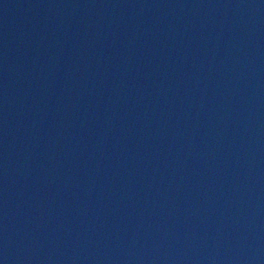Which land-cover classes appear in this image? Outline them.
Wrapping results in <instances>:
<instances>
[{"label":"water","instance_id":"1","mask_svg":"<svg viewBox=\"0 0 264 264\" xmlns=\"http://www.w3.org/2000/svg\"><path fill=\"white\" fill-rule=\"evenodd\" d=\"M0 264H264V0H0Z\"/></svg>","mask_w":264,"mask_h":264}]
</instances>
